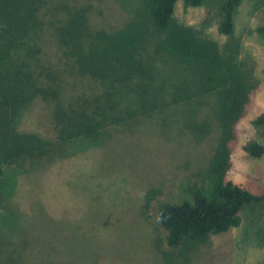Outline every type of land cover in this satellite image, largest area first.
Masks as SVG:
<instances>
[{
	"label": "rangeland",
	"instance_id": "374dc122",
	"mask_svg": "<svg viewBox=\"0 0 264 264\" xmlns=\"http://www.w3.org/2000/svg\"><path fill=\"white\" fill-rule=\"evenodd\" d=\"M142 1L70 0V5L92 4V25L110 30L123 26ZM216 6V0L200 6L178 0L175 15L223 45L228 36L219 32ZM45 13L42 29L35 25L23 38L24 48L39 49L29 54L45 64L58 63L54 17ZM235 24L240 58L257 87L237 125L228 177L262 193L264 156L250 155L244 145L264 144V128L253 123L264 112V35L259 31L264 0H244ZM5 26L0 15V37ZM141 52L151 78L135 77L129 83L78 78L73 86L114 94L112 115L127 119L116 122L111 117L96 137H80L42 159L4 166L0 264H264L263 205L247 207L240 225L190 250L169 244L159 209L190 198L189 187L207 183L218 138L215 102L208 97L174 103L176 90L191 81V69L157 54L151 45ZM18 123L24 131L55 136L50 106L42 99L24 107Z\"/></svg>",
	"mask_w": 264,
	"mask_h": 264
},
{
	"label": "trees",
	"instance_id": "16d2710c",
	"mask_svg": "<svg viewBox=\"0 0 264 264\" xmlns=\"http://www.w3.org/2000/svg\"><path fill=\"white\" fill-rule=\"evenodd\" d=\"M177 1L143 0L123 26L108 30L92 25L90 3L72 6L70 0H0V15L6 24L0 37V179L6 165L39 160L64 143L96 137L111 117L116 122L127 119L112 115L114 94L87 93L73 86L78 78H111L117 83L151 78L150 65L141 52L151 45L157 54L192 71L189 84L174 93V103L211 97L218 130L207 183L189 187L190 198L166 202L159 209L169 244L190 250L208 242L212 235L240 225L241 213L247 207L264 206V192H254L228 177L237 125L257 87L240 58L234 36L236 14L244 0H216L219 32L228 36L223 45L180 21L175 15ZM208 2L184 0L189 6ZM43 8L54 17L52 42L59 52L58 63L45 64L41 57L29 54L39 49L24 48L23 38L29 30L36 25L39 31L45 23ZM259 31L264 35V25ZM146 85L140 83L144 90ZM181 90L183 95L178 94ZM140 98L146 107L145 95L140 94ZM36 99L50 106L53 137L19 127L22 109ZM253 123L264 128V112ZM244 149L254 157L264 156V144L258 141L247 142Z\"/></svg>",
	"mask_w": 264,
	"mask_h": 264
}]
</instances>
